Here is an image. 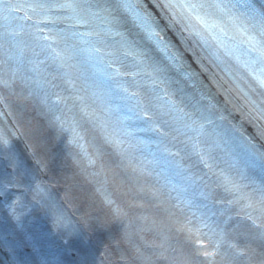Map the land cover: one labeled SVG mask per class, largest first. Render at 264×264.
I'll return each mask as SVG.
<instances>
[{"label": "snow or ice", "instance_id": "snow-or-ice-1", "mask_svg": "<svg viewBox=\"0 0 264 264\" xmlns=\"http://www.w3.org/2000/svg\"><path fill=\"white\" fill-rule=\"evenodd\" d=\"M19 8L25 10V19L33 23L28 26L26 34L29 40H15L25 35L23 26L7 33L15 41L13 46H30V41H35L41 51L50 52L51 59L59 61L61 66L68 65L77 55L85 53L95 57L97 63L105 67L119 65L110 75L124 92L128 93L129 85L132 86L130 95L135 99L139 112L151 120L154 128L165 125L176 133L171 136L172 140L183 137L181 142L191 145L192 152L209 168V186L222 189L231 197L225 201L229 205L225 211L231 213L234 209L240 222L247 223L255 230L251 239L264 242V184L251 192L246 191L247 185L238 183L225 170L216 171L208 164L200 148V138L206 126L214 123V110L221 108L223 111L218 97L222 96L225 104H231L247 115L250 122H264V2L0 0V19L9 20L8 14ZM59 24L66 27H56ZM45 32L47 35H41ZM4 37L5 33L0 32V48L4 46ZM40 54L34 52L37 57ZM35 63L39 66L45 61L37 60ZM15 79V72L11 76L0 72V87L14 95ZM186 84L196 89L199 99L186 92ZM28 86L31 88V85ZM92 95L95 97L96 94ZM75 99L83 100V97ZM201 100L207 103L202 104ZM7 101L8 97L0 94V105L5 109L9 108ZM40 101L49 125L58 137L66 139L75 166L90 178L105 177L103 181H96V190L103 195L106 217L125 226L124 237L134 249V259L140 264H155L153 256L167 260L169 264H186L177 257L167 255L169 249L176 251L169 242L181 236L185 241L197 245L191 253L192 257L206 258L205 261L196 260L195 264H264V259L254 262L244 248L228 239L223 228L213 226L206 215L191 212V216L185 214L181 220L178 213L172 210L180 208L179 205L166 206L160 192L141 184L136 176L137 169L132 167L131 150L134 146L123 138L119 129L110 124L107 116H101L95 110L89 111L86 103L79 105L92 131L99 133V142L97 136H92L90 154L83 143L87 129L74 117L70 119L49 105L46 97H40ZM6 115H11V112L0 111V153L4 154L16 176L0 181V195L6 194L10 186L20 188L21 182L27 179L34 185L37 195L43 198L48 193L39 179V173L47 168V157L41 151L39 142L33 141L27 147L37 167H29L13 145V138L20 132V126L8 124L3 119ZM257 132L264 137V125L258 124ZM21 134L29 135L27 132ZM164 134L171 135L169 132ZM214 142L218 143V140ZM106 148H111L112 154L119 157L114 167L111 163L105 164V156L110 155ZM89 168L94 170L88 172ZM109 173L117 191L125 183L135 188L136 198L132 206H147L154 210L150 230L157 233L161 242L150 247L160 251L149 255L133 243L128 213L113 199L114 193L105 187ZM212 177L216 178L215 181H212ZM180 212L184 213V209L180 208ZM191 217L197 218L195 227ZM139 219L147 222L150 217L141 216ZM97 220L101 224L108 222L99 217ZM70 223L65 212L57 210L56 226L65 228ZM204 238L209 243H205ZM120 260L121 264H130L123 254Z\"/></svg>", "mask_w": 264, "mask_h": 264}]
</instances>
